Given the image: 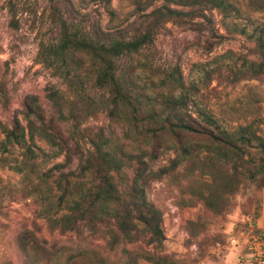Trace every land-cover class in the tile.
Returning <instances> with one entry per match:
<instances>
[{"label": "rangeland", "instance_id": "obj_1", "mask_svg": "<svg viewBox=\"0 0 264 264\" xmlns=\"http://www.w3.org/2000/svg\"><path fill=\"white\" fill-rule=\"evenodd\" d=\"M175 1L183 0H0V264H259L264 74L251 69L264 61V0H230L232 12ZM166 7L187 15L116 60L125 103L98 85L91 55L48 52L64 26L101 43L128 41ZM23 129L25 139L8 140ZM98 151L120 196L129 201L141 186L161 211L163 239L143 224L117 238L115 221L102 217L60 226L103 185L97 160L88 165Z\"/></svg>", "mask_w": 264, "mask_h": 264}, {"label": "trees", "instance_id": "obj_2", "mask_svg": "<svg viewBox=\"0 0 264 264\" xmlns=\"http://www.w3.org/2000/svg\"><path fill=\"white\" fill-rule=\"evenodd\" d=\"M203 1L204 0H183L181 2H175L180 3V5L184 4V6L197 8V6L203 4ZM207 1L212 3L215 8L222 12H232L233 6L230 0ZM165 9V11H163L164 9H159L152 12L151 20L146 23L145 30L136 38L128 41L116 40L110 43H101L90 37L74 34L68 27L64 26L59 45L50 47L48 52H50L52 57L65 54L68 50L86 52L91 55L95 60L99 61L101 65V71L97 80L98 85L101 87H110V90L112 91V103L115 105L117 103H125V101L129 99L128 96H130V94L122 87V83L116 75V60L124 54L137 53L141 49L153 45L155 31L162 22H167L173 17L187 15L178 9L168 7ZM257 41L258 49L264 57L263 33L260 34ZM251 72L252 77H260V75L264 74V61L252 65ZM183 101V98L178 101V106L181 105ZM204 116H206L208 122H214L212 116L208 114H204ZM174 128L192 132L195 131L192 126L184 123H177L174 125ZM243 131L247 133L248 128L243 129ZM20 138L25 139L24 129L22 130L20 137L15 130H12V132L8 134V140L10 141L19 142ZM94 159L97 160V171L102 175L99 176V178L103 185L91 195H85V199L92 197L90 202H87L86 200H83V204L75 202L74 206L71 208L74 216L69 218L67 216L64 217V219L59 220L60 226L67 230L72 229L74 225L78 224L77 222L96 225L100 220L99 218L102 217L100 221L105 220L106 218L109 219L107 225H110V221H115V226L118 231L115 234V237L122 235L125 238H132L134 230L138 228L139 224H143L147 227L149 232L154 235L156 240L163 239V233L160 228L162 213L153 203L148 201L144 188L141 186L136 188L135 191L131 193L128 201L123 196H120L119 191L112 182V177L110 174L108 175V171L103 169V165H106L105 161H108L107 156L101 151H98L97 154H93L92 157L88 159V165L93 166ZM64 199L65 195L62 197L61 201L63 202ZM60 205L61 204H59V206ZM74 217H77L76 220ZM126 264H134V262L129 260Z\"/></svg>", "mask_w": 264, "mask_h": 264}, {"label": "built area", "instance_id": "obj_3", "mask_svg": "<svg viewBox=\"0 0 264 264\" xmlns=\"http://www.w3.org/2000/svg\"><path fill=\"white\" fill-rule=\"evenodd\" d=\"M254 241L252 243L253 253L259 264H264V241L261 238L253 237Z\"/></svg>", "mask_w": 264, "mask_h": 264}]
</instances>
